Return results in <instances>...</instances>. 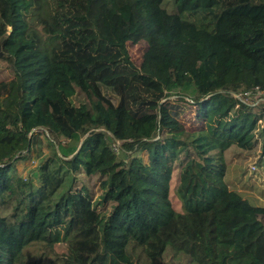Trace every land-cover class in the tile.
<instances>
[{"label":"trees","instance_id":"obj_1","mask_svg":"<svg viewBox=\"0 0 264 264\" xmlns=\"http://www.w3.org/2000/svg\"><path fill=\"white\" fill-rule=\"evenodd\" d=\"M0 58V264H264V0H0Z\"/></svg>","mask_w":264,"mask_h":264},{"label":"rangeland","instance_id":"obj_2","mask_svg":"<svg viewBox=\"0 0 264 264\" xmlns=\"http://www.w3.org/2000/svg\"><path fill=\"white\" fill-rule=\"evenodd\" d=\"M146 50L145 43H141L137 46L129 47L128 52L134 62L138 61ZM9 77L7 70V63L0 58V82ZM246 103L252 106L264 102L263 93H255L243 99ZM192 114V113H191ZM192 119V115H190ZM183 119L185 123L190 125L192 120ZM46 135V133H45ZM44 152H47L44 149ZM122 158V155H118ZM227 161L226 177L225 181L229 189L237 193L242 198H245L253 206H264V169L257 160L255 152L245 151L236 147H231L225 153ZM144 160L146 157L144 156ZM37 165L36 155L31 153L30 159L20 165L19 169L24 174L33 171ZM178 181V172L175 171L172 175V185ZM172 204L174 208H177V203L172 197ZM55 252L62 255L65 252L63 244H58L55 247ZM135 264H148L145 258L139 254V251L135 253ZM165 264H195L189 257L177 253L172 249H167L164 254Z\"/></svg>","mask_w":264,"mask_h":264},{"label":"built area","instance_id":"obj_3","mask_svg":"<svg viewBox=\"0 0 264 264\" xmlns=\"http://www.w3.org/2000/svg\"><path fill=\"white\" fill-rule=\"evenodd\" d=\"M255 93H263V91L259 87H255L252 90L245 92L242 96L239 94H232V96L241 102L246 103L243 99ZM116 144H118V142H116Z\"/></svg>","mask_w":264,"mask_h":264}]
</instances>
